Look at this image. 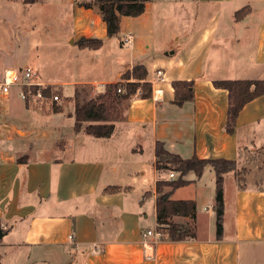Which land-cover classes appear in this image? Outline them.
Returning <instances> with one entry per match:
<instances>
[{
  "label": "crops",
  "instance_id": "obj_1",
  "mask_svg": "<svg viewBox=\"0 0 264 264\" xmlns=\"http://www.w3.org/2000/svg\"><path fill=\"white\" fill-rule=\"evenodd\" d=\"M155 1L147 2L145 11L136 17L139 31L128 30L124 38L107 35L101 12L84 7L76 10L73 45L85 53L90 48L80 47L81 37L102 38L101 48L109 49L111 58L108 63L105 61L104 78L88 76L75 85L90 86L93 95L101 93L98 84L121 80V75L137 63L146 66L150 82L158 69L165 72L166 80L154 86L151 97H142L138 91L130 98L124 117L116 122L110 137L75 131L73 124L68 136L61 130L53 138L62 144L49 153L51 146L42 144L46 139L41 135L23 130L16 123L9 126L4 118L0 264H251L264 253V183L257 182L255 186L248 182L254 169L252 160L242 155L250 145H256L258 137L264 140V94L243 106L234 131L229 132V91L213 84L225 74V70L213 69L229 64L233 70H228L231 76L225 79H264V0H177L175 11L181 21L177 31L185 44L179 48L173 41L167 42L168 46L149 53L150 28L146 25L152 24L155 17L147 15ZM225 37L232 38L235 45L230 52L226 45L217 42ZM245 40L247 50L243 46ZM124 42L131 44L129 49L122 47ZM213 46L220 51L212 57L211 61L217 63L211 66L208 63ZM191 79L194 98L177 105L173 102L172 82ZM50 83L64 87L69 82ZM56 113L63 115V111ZM24 140L41 142L36 147L39 151H30L35 147L32 144L24 150ZM157 141L184 158L196 155L236 159L238 166L248 168L243 183L236 178L230 204L224 191L220 239L213 223L206 233L200 232V204L212 194L207 183L200 180L206 169L212 174L211 166L200 177L192 170L196 177H190L189 171L185 178L191 182L175 189L171 196L196 200V236L173 241L164 233L155 241L154 235L146 234L148 230H158L156 182L169 178L167 171L155 166ZM263 149L264 144L257 150ZM42 153L47 155L40 156ZM113 185L120 189H106ZM149 202L154 206L150 223Z\"/></svg>",
  "mask_w": 264,
  "mask_h": 264
},
{
  "label": "rangeland",
  "instance_id": "obj_2",
  "mask_svg": "<svg viewBox=\"0 0 264 264\" xmlns=\"http://www.w3.org/2000/svg\"><path fill=\"white\" fill-rule=\"evenodd\" d=\"M87 1L91 0H38L34 3H26L24 0H0V80L3 79L7 66H15L18 70L26 66H32L37 72L36 81L56 86L54 90L61 95L60 102L46 101L29 105L23 102L17 92L18 89H14L9 97H0V118H5L9 126L16 123L23 130H30L34 135H41L42 139H46V141H42V144L46 143L47 147L51 146L48 148L49 153L54 152L62 144L61 140L55 142L53 138L58 136L61 130L68 136L73 129L76 88L82 91L80 98H78L80 102L85 97L89 98L98 94L96 92L93 95V90L90 86H77L74 82L82 78H88V76H97L99 79L104 78L105 61L108 63L111 58V51L105 49V46L82 53L79 47L74 46L71 41L73 38L72 32L76 27V10L83 7L80 6V2ZM176 1L156 0L154 4L149 6L148 11L150 14L147 16L149 18L150 15L155 17L152 24L146 25L150 28L147 33L149 36L148 43L150 44L149 53H156L157 50L168 46L167 42L171 44L173 41V44L175 46L179 45V48L185 44L184 38L180 37L177 31V26L181 21L175 11ZM92 8H94L95 12H100L96 4ZM136 17L124 16L120 31L114 36L124 38L128 30L138 32L140 26L138 20H135L137 19ZM86 20L88 21L89 19ZM177 36H179V40H177ZM217 42H222L226 45L229 52L235 47L232 43V38L227 39L225 37L224 40H217ZM130 46L131 44L124 42L122 47L129 49ZM243 46L246 50L249 48L246 40ZM238 47L242 46L239 45ZM218 51H220L219 47L213 46L208 65H216L217 62L211 61V59ZM213 70L217 72L225 70L226 75H220L221 78H219L225 79L227 78L226 76H231L227 73L228 70L233 69L229 64L227 67L218 69L215 67ZM114 71V68L111 67V72ZM53 81H67L69 83L63 87L59 84L50 83ZM83 87L85 88L83 89ZM128 102L125 101L120 108L122 118ZM57 107L61 108L63 115L56 113ZM22 134L21 132L19 135ZM4 135L5 132L3 133ZM29 142L32 143L29 144ZM29 142L26 140L22 142L27 143V145L23 146L24 150H27L29 148L27 146L32 144L35 147L30 148V151H39L40 148L36 147L41 142ZM255 144L254 146L250 145L249 149L245 151L243 149L242 155L244 157L247 156V160H252L251 164L254 170L249 175L248 182L256 186L257 182L259 184L264 183V149L262 151L257 150L264 144V140L261 141V137H258ZM14 150L17 151L18 149ZM20 153L23 154L24 152L21 151ZM45 155L47 153L40 154V156ZM257 167H260V170ZM165 171L170 173L169 170ZM212 171L211 174L209 168L206 169L200 180L203 183H207V186L212 189V194L210 196L208 194L200 204V232L202 234L207 232L209 224L213 223L217 226L216 212H214L212 207L215 204L216 176L214 174L215 171ZM235 171L236 173L230 171L224 174L223 185L229 204L230 199L233 197L235 183H238L236 180L238 179L240 183H243L248 168L237 165ZM192 175L196 177L191 171L190 177ZM206 206H210V209L205 208ZM153 208V202H149L147 204V211L150 214L148 223L153 218ZM210 213L211 216H209ZM173 219L182 221L181 218L175 217ZM190 222L194 223L192 220ZM150 225L153 226V222ZM252 263L253 260L251 261ZM253 264H264V253Z\"/></svg>",
  "mask_w": 264,
  "mask_h": 264
},
{
  "label": "trees",
  "instance_id": "obj_3",
  "mask_svg": "<svg viewBox=\"0 0 264 264\" xmlns=\"http://www.w3.org/2000/svg\"><path fill=\"white\" fill-rule=\"evenodd\" d=\"M26 3H34L38 0H24ZM151 0H91L80 2V6L92 8L95 4L99 7L102 19L107 26V35H116L121 28L123 16H139L145 9L147 2ZM240 14V11H238ZM81 48L99 49L103 46L104 40L97 37H81L78 40ZM148 70L142 63H137L132 69H128L121 75V80L108 83L104 92L93 97H85L82 102L78 98L82 94L81 89L75 90V131L85 130L88 134L98 138L110 137L116 128V122L121 119L120 108L125 101H129L132 96L140 91L142 97L148 98L153 94V85L147 81ZM216 87L229 91L230 104L228 108L227 130L233 132L236 119L243 106L264 94V79H216L213 81ZM173 102L182 105L187 100L194 98V80H174ZM56 86L49 85L44 89V93L50 96ZM85 87H83L84 89ZM31 90H37L32 86ZM84 97V96H83ZM56 111H61L60 107ZM19 162L22 159L19 158ZM236 159L226 158H199L193 156L184 158L177 153L168 151L164 143H156L155 166L159 170H169L174 173V178L159 179L156 182V215L157 229L173 241H181L196 236L195 222L197 212V202L195 199H173L172 193L178 187L191 182L185 178L189 171H194L200 177L207 166H211L217 175V186L215 195V212L217 217L216 234L221 238L223 234L222 217L225 210L223 175L229 171L237 169ZM106 189L116 191L120 186L113 185ZM174 216L189 217L190 221H176Z\"/></svg>",
  "mask_w": 264,
  "mask_h": 264
},
{
  "label": "built area",
  "instance_id": "obj_4",
  "mask_svg": "<svg viewBox=\"0 0 264 264\" xmlns=\"http://www.w3.org/2000/svg\"><path fill=\"white\" fill-rule=\"evenodd\" d=\"M9 68L5 70L3 79L0 80V97H9L14 89H18V94L22 98V100L26 103H35L40 104L46 101L50 102H60L61 95L59 93H52L50 96L45 95L44 89L49 86L47 83L36 81L35 77L37 75L36 70L32 66H26L21 68L20 70L14 68V76L9 78L8 75ZM165 72L163 69L157 70L156 78L151 82L154 86L165 81ZM36 86L37 90L32 91L31 87ZM98 91L104 92L106 85L100 83L96 86ZM158 91V89H157ZM5 130V121L0 118V163L4 161V152H5V139L3 136ZM174 173H169V178H174ZM147 235H154L155 241L161 239L163 232L161 230H156L153 232L152 230H148ZM72 237V236H70Z\"/></svg>",
  "mask_w": 264,
  "mask_h": 264
},
{
  "label": "bare ground",
  "instance_id": "obj_5",
  "mask_svg": "<svg viewBox=\"0 0 264 264\" xmlns=\"http://www.w3.org/2000/svg\"><path fill=\"white\" fill-rule=\"evenodd\" d=\"M8 75H9V78H11V77L14 76V71H13L12 68H9ZM149 247H150V246H149Z\"/></svg>",
  "mask_w": 264,
  "mask_h": 264
},
{
  "label": "water",
  "instance_id": "obj_6",
  "mask_svg": "<svg viewBox=\"0 0 264 264\" xmlns=\"http://www.w3.org/2000/svg\"><path fill=\"white\" fill-rule=\"evenodd\" d=\"M3 237V231L0 229V239Z\"/></svg>",
  "mask_w": 264,
  "mask_h": 264
}]
</instances>
